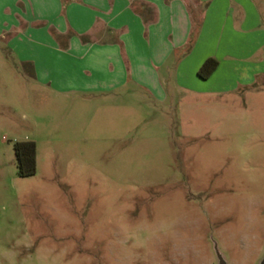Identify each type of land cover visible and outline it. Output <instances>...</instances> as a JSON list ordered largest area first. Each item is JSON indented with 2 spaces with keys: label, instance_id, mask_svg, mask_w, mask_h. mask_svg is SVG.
<instances>
[{
  "label": "rangeland",
  "instance_id": "rangeland-1",
  "mask_svg": "<svg viewBox=\"0 0 264 264\" xmlns=\"http://www.w3.org/2000/svg\"><path fill=\"white\" fill-rule=\"evenodd\" d=\"M0 61V264L262 263L263 86L98 110ZM23 141L36 146L26 177Z\"/></svg>",
  "mask_w": 264,
  "mask_h": 264
},
{
  "label": "crops",
  "instance_id": "crops-1",
  "mask_svg": "<svg viewBox=\"0 0 264 264\" xmlns=\"http://www.w3.org/2000/svg\"><path fill=\"white\" fill-rule=\"evenodd\" d=\"M0 52L56 97L98 110L135 92L216 105L264 87V0H0Z\"/></svg>",
  "mask_w": 264,
  "mask_h": 264
},
{
  "label": "trees",
  "instance_id": "trees-1",
  "mask_svg": "<svg viewBox=\"0 0 264 264\" xmlns=\"http://www.w3.org/2000/svg\"><path fill=\"white\" fill-rule=\"evenodd\" d=\"M216 61L207 60L199 71V76L206 78L216 68ZM15 157L18 163V175L26 177L33 175L36 170V146L33 141L16 142L13 146Z\"/></svg>",
  "mask_w": 264,
  "mask_h": 264
},
{
  "label": "water",
  "instance_id": "water-1",
  "mask_svg": "<svg viewBox=\"0 0 264 264\" xmlns=\"http://www.w3.org/2000/svg\"><path fill=\"white\" fill-rule=\"evenodd\" d=\"M261 264H264V260L262 261V263Z\"/></svg>",
  "mask_w": 264,
  "mask_h": 264
}]
</instances>
